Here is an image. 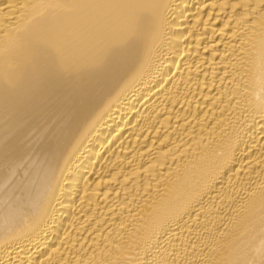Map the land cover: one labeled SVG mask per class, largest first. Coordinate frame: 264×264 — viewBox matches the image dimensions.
<instances>
[{
  "label": "bare ground",
  "instance_id": "bare-ground-1",
  "mask_svg": "<svg viewBox=\"0 0 264 264\" xmlns=\"http://www.w3.org/2000/svg\"><path fill=\"white\" fill-rule=\"evenodd\" d=\"M0 264H264V0H0Z\"/></svg>",
  "mask_w": 264,
  "mask_h": 264
}]
</instances>
